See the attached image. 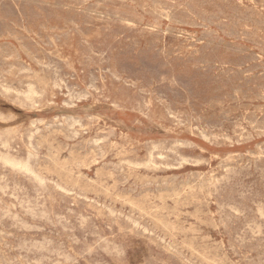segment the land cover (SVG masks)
Listing matches in <instances>:
<instances>
[{"label":"rangeland","instance_id":"rangeland-1","mask_svg":"<svg viewBox=\"0 0 264 264\" xmlns=\"http://www.w3.org/2000/svg\"><path fill=\"white\" fill-rule=\"evenodd\" d=\"M0 88V264H264V0H0Z\"/></svg>","mask_w":264,"mask_h":264},{"label":"bare ground","instance_id":"bare-ground-1","mask_svg":"<svg viewBox=\"0 0 264 264\" xmlns=\"http://www.w3.org/2000/svg\"><path fill=\"white\" fill-rule=\"evenodd\" d=\"M114 1V0H113ZM148 1V0H147ZM257 1V0H256ZM169 2V1H168ZM240 2V1H239ZM254 2V1H253ZM261 3V2H260ZM182 4V3H181ZM105 5V4H104ZM234 5V4H233ZM260 5V4H259ZM120 6V5H119ZM139 6V5H138ZM123 7V6H122ZM140 7V6H139ZM245 8V7H244ZM73 9H75V8H73ZM173 9V8H172ZM93 10V9H92ZM228 10V9H227ZM234 11V10H233ZM256 11V10H255ZM100 13H102V12H100ZM90 14V13H89ZM153 14V13H152ZM128 15V14H127ZM157 15V14H156ZM95 17V16H94ZM167 17H169V16H167ZM225 17V16H224ZM194 19V18H193ZM250 19V18H249ZM95 21V20H94ZM105 21V20H104ZM91 23V22H90ZM132 23H133V21H132ZM223 23V22H222ZM94 26V25H93ZM148 26V25H147ZM205 26V25H204ZM169 28V27H168ZM118 30H120V29H118ZM23 31V30H22ZM97 31V30H96ZM100 31V30H99ZM104 31V30H103ZM222 31V30H221ZM150 32V31H149ZM162 32V31H161ZM96 33V32H95ZM98 35V34H97ZM261 37V36H260ZM106 38V37H105ZM136 39V38H135ZM100 40V39H99ZM174 40V39H173ZM135 41V40H134ZM37 42V41H36ZM91 43V42H90ZM147 43V42H146ZM73 44H75V43H73ZM73 44H72V46H73ZM93 45H95V44H93ZM154 45V44H153ZM43 46V45H42ZM97 46V45H96ZM189 47V46H188ZM11 48V47H10ZM162 48V47H161ZM96 49V48H95ZM88 50V49H87ZM26 53V52H25ZM10 56V55H9ZM24 56V55H23ZM4 60V59H3ZM6 61V60H5ZM86 61V60H85ZM104 61V60H103ZM7 62V61H6ZM64 62V61H63ZM219 62V61H218ZM101 63V62H100ZM22 64V63H21ZM63 64V63H62ZM12 65V64H11ZM91 66V65H90ZM80 68V67H79ZM10 70H12V69H10ZM23 71V70H22ZM65 71V70H64ZM81 72V71H80ZM86 72V71H85ZM256 72V71H255ZM23 73V72H22ZM115 73V72H114ZM226 73V72H225ZM17 76V75H16ZM63 77V76H62ZM3 78V77H2ZM115 80V79H114ZM59 81V80H58ZM83 81V80H82ZM105 81V80H104ZM18 82V81H17ZM98 82V81H97ZM118 82V81H117ZM62 83V82H61ZM64 84V83H63ZM70 84V83H69ZM235 84V83H234ZM98 85V84H97ZM248 86V85H247ZM92 87V86H91ZM33 88H34V86H33ZM1 89V88H0ZM59 89V88H58ZM87 89V88H86ZM95 89V88H94ZM26 90V89H25ZM78 90V89H77ZM31 92V91H30ZM80 92V91H79ZM57 93V92H56ZM78 93V92H77ZM225 93V92H224ZM255 93V92H254ZM59 94V93H58ZM239 94V93H238ZM250 94V93H249ZM96 95V94H95ZM227 95V94H226ZM231 95V94H230ZM260 95V94H259ZM17 96V95H16ZM20 97V96H19ZM21 97H23V96H21ZM73 98V97H72ZM76 98V97H75ZM78 98V97H77ZM70 99V98H69ZM78 99H80V98H78ZM87 99V98H86ZM227 99V98H226ZM38 100V99H37ZM96 100V99H95ZM109 100V99H108ZM70 101V100H69ZM157 102V101H156ZM69 103V102H68ZM67 105H69V104H67ZM121 107V106H120ZM164 107V106H163ZM166 110V109H165ZM143 113V112H142ZM175 113V112H174ZM186 115V114H185ZM2 116V115H1ZM147 116V115H146ZM192 118V117H191ZM245 118V117H244ZM173 119V118H172ZM99 120V119H98ZM204 120V119H203ZM32 122V121H31ZM184 122V121H183ZM209 122V121H208ZM214 122V121H213ZM61 124V123H60ZM54 125V124H53ZM93 125V124H92ZM100 125V124H99ZM218 125H219V123H218ZM70 126V125H69ZM241 126V125H240ZM48 127V126H47ZM192 128V127H191ZM33 129V128H32ZM7 130V129H6ZM34 130V129H33ZM209 130V129H208ZM107 132V131H106ZM249 133V132H248ZM62 134V133H61ZM104 136V135H103ZM108 136V135H107ZM203 137V136H202ZM215 137V136H214ZM218 137V136H217ZM204 138V137H203ZM232 139V138H231ZM23 140V139H22ZM6 141V140H5ZM155 142V141H154ZM169 142V141H168ZM52 143V142H51ZM178 143V142H177ZM240 143V142H239ZM184 144V143H183ZM168 145V144H167ZM172 145V144H171ZM95 146V145H94ZM100 147V146H99ZM180 147V146H179ZM172 148V147H171ZM156 150V149H155ZM167 150V149H166ZM165 151V150H164ZM163 152V151H162ZM150 154V153H149ZM153 155V154H152ZM251 157V156H250ZM151 161V160H150ZM149 162V161H148ZM196 162V161H195ZM199 163V162H198ZM261 163V162H260ZM123 164V163H122ZM251 164V163H250ZM44 166V165H43ZM174 166V165H173ZM219 167V166H218ZM230 168V167H229ZM25 169V168H24ZM239 169V168H238ZM121 170V169H120ZM26 171H27V169H26ZM12 173V172H11ZM64 177V176H63ZM241 178V177H240ZM22 179V178H21ZM222 179V178H221ZM232 181V180H231ZM70 183V182H69ZM77 184V183H76ZM40 188V187H39ZM247 188V187H246ZM7 191V190H6ZM12 191V190H11ZM253 191V190H252ZM0 193H1V191H0ZM159 193V192H158ZM99 194V193H98ZM169 194V193H168ZM236 194V193H235ZM69 195V194H68ZM105 196V195H104ZM223 197V196H222ZM41 198V197H40ZM120 199V198H119ZM133 206V205H132ZM100 207V206H99ZM32 210V209H31ZM110 210V209H109ZM20 211V210H19ZM30 211V210H29ZM88 211V210H87ZM5 212V211H4ZM154 213V212H153ZM33 216V215H32ZM31 217V216H30ZM127 217V216H126ZM14 218V217H13ZM48 218V217H47ZM90 218V217H89ZM88 218V219H89ZM113 218V217H112ZM86 221V220H85ZM133 222H134V220H133ZM131 224V223H130ZM6 225V224H5ZM102 229V228H101ZM121 229V228H120ZM36 236V235H35ZM66 236V235H65ZM69 237V236H68ZM174 237V236H173ZM249 245V244H248ZM70 259V258H69ZM68 261V260H67ZM244 261V260H243ZM52 262V261H51Z\"/></svg>","mask_w":264,"mask_h":264}]
</instances>
